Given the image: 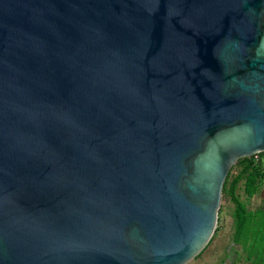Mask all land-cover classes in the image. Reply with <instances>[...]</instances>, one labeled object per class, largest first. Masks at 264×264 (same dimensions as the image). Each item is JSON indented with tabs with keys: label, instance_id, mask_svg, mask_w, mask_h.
<instances>
[{
	"label": "water",
	"instance_id": "95a60500",
	"mask_svg": "<svg viewBox=\"0 0 264 264\" xmlns=\"http://www.w3.org/2000/svg\"><path fill=\"white\" fill-rule=\"evenodd\" d=\"M264 151V0H0V264H185Z\"/></svg>",
	"mask_w": 264,
	"mask_h": 264
},
{
	"label": "trees",
	"instance_id": "16d2710c",
	"mask_svg": "<svg viewBox=\"0 0 264 264\" xmlns=\"http://www.w3.org/2000/svg\"><path fill=\"white\" fill-rule=\"evenodd\" d=\"M247 197L260 191L264 185V151L239 158L229 170L222 191V199L233 203L234 245L242 246L250 264H264V208L249 210L237 194L239 184Z\"/></svg>",
	"mask_w": 264,
	"mask_h": 264
},
{
	"label": "rangeland",
	"instance_id": "374dc122",
	"mask_svg": "<svg viewBox=\"0 0 264 264\" xmlns=\"http://www.w3.org/2000/svg\"><path fill=\"white\" fill-rule=\"evenodd\" d=\"M237 194L246 203L249 210L264 208V185L259 192L248 198L244 193L243 183H240ZM233 208V203L229 198L221 200L218 210V221L214 233L203 250L185 264H220L222 262L227 252L233 249ZM233 247L234 251L238 252L235 261L245 263V255L241 246L234 245ZM246 264L250 263L248 262Z\"/></svg>",
	"mask_w": 264,
	"mask_h": 264
},
{
	"label": "crops",
	"instance_id": "0c3cea01",
	"mask_svg": "<svg viewBox=\"0 0 264 264\" xmlns=\"http://www.w3.org/2000/svg\"><path fill=\"white\" fill-rule=\"evenodd\" d=\"M233 246H234V243L232 242V248L233 249H230L227 252L226 257L222 260V262L220 264H246V263H248V261L246 259H245V263H238V262L235 261V258L237 256L238 252L234 251V247ZM241 248H242V246H241ZM242 251H243V249H242ZM244 255H245V258H246V253L245 252H244Z\"/></svg>",
	"mask_w": 264,
	"mask_h": 264
}]
</instances>
